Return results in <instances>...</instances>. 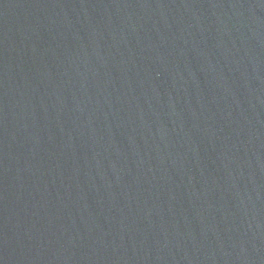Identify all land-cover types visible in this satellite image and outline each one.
<instances>
[{
    "label": "water",
    "instance_id": "water-1",
    "mask_svg": "<svg viewBox=\"0 0 264 264\" xmlns=\"http://www.w3.org/2000/svg\"><path fill=\"white\" fill-rule=\"evenodd\" d=\"M0 264H264V0H0Z\"/></svg>",
    "mask_w": 264,
    "mask_h": 264
}]
</instances>
